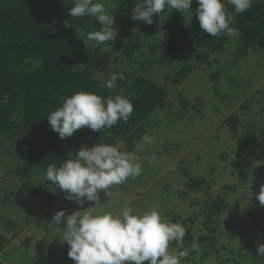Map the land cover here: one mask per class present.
<instances>
[{"label": "trees", "instance_id": "obj_1", "mask_svg": "<svg viewBox=\"0 0 264 264\" xmlns=\"http://www.w3.org/2000/svg\"><path fill=\"white\" fill-rule=\"evenodd\" d=\"M112 2L119 15L128 16L139 0ZM72 6L71 0H0V165L6 153L11 154L17 161L10 172L16 176L12 181L20 184V202L37 200L24 207L16 202L15 207H9L15 210L14 215L0 206V222L5 225L0 226V253L10 244L6 237L9 232H14L15 238L25 234L31 222L38 219L35 212L39 208L50 210L47 214L52 220L60 207L74 202L67 200L61 189L45 190L48 164L59 167L70 154L97 143L119 142L121 151L136 153L134 142H141L148 134L150 119L164 110L171 114L177 111H173L168 88L146 77L133 58L134 49L141 51L143 45L131 47L126 40L116 39L106 42L108 45L91 41L86 46L83 40L100 25L91 16L71 17L68 9ZM198 7L193 0L190 13L165 9L174 14V19L167 21L163 40L148 46L152 62L172 68L179 77L177 83L192 72L194 52L205 56L223 53L233 38L225 33L213 38L203 32L195 15ZM226 9L234 13V6L226 4ZM230 26L239 32L234 38L242 53L264 49V0H253L249 10L234 14ZM113 73H123L125 79H118L112 90L101 87ZM77 91L94 92L105 99L126 96L134 111L127 123L119 121L100 132L84 127L61 139L47 117ZM260 95L252 120L234 113L218 127V132L225 130L228 134L234 156L229 163L230 151H220L221 160L239 182L232 177L215 188L218 181L209 183L205 176L185 179L186 195H202L194 215L198 222L193 217L182 222L186 229L183 248L189 250L188 258H193L194 264H264L258 253V246L264 244V207L256 198L264 185V90ZM249 105L246 103L243 109L248 110ZM251 190L256 192L251 195ZM247 194L257 204L247 202ZM8 214L13 217L9 219ZM23 219L28 220L26 224ZM187 221L194 223L187 225ZM193 242L199 245L198 251H191ZM170 247H176L175 242ZM0 264H4L2 260Z\"/></svg>", "mask_w": 264, "mask_h": 264}, {"label": "rangeland", "instance_id": "obj_2", "mask_svg": "<svg viewBox=\"0 0 264 264\" xmlns=\"http://www.w3.org/2000/svg\"><path fill=\"white\" fill-rule=\"evenodd\" d=\"M103 2L109 14L115 18L114 28L118 33L116 39L126 40L131 47H135V44L143 45L141 51L134 49L133 58L138 67H142L146 77L168 88L169 100L175 106L173 111H177L171 114L164 110L150 119L147 135L154 137L155 142L144 143L142 148L136 150L142 167L141 175L134 180L129 178L123 185L112 186L109 189L111 199L103 191L99 192L100 203L103 204L97 205L95 211L119 214L125 205L139 213L156 208L165 220L176 219L182 224L183 220L193 217L195 222L194 215L202 195L194 192L191 196L186 195L185 179L205 176L209 183L218 181L216 188L227 184L234 177L233 171L224 167L225 162H222L220 153H231L229 136L225 130L218 132V127L220 129L226 118L234 113H240L239 116L248 120L253 119L259 104L257 101L261 98L260 93L264 90V49L242 53L238 41L233 37L223 53L205 56L202 52H194V60L190 61L194 66L192 72L177 83L179 77H176L172 68L152 62L148 47L156 40H163L162 35L166 34V26L174 19V14L170 11L155 14L153 24L147 25L143 21L133 20L132 13L128 16L119 15L114 10L112 0ZM149 31L153 33L148 37L146 33ZM246 103L250 104L248 110L243 109ZM153 155V162L145 159ZM229 157L231 163L234 156L231 153ZM16 163L11 154L6 153L0 165V206L7 209L15 207L22 197V191L18 188L20 184L16 180L12 181L16 176L10 172ZM234 180L239 182L235 177ZM46 181L45 190H60L52 181ZM241 187L248 189L247 186ZM250 192L253 195L256 191ZM8 196L11 198L7 199ZM248 198L250 200L247 202L257 204L247 194ZM35 201L33 198L24 200L19 207L27 203L33 205ZM91 207H95V202L85 201L81 206L74 201L56 212L65 210L67 216ZM46 210L39 208L35 212L38 219L31 222L25 234L21 233L15 238L16 234L9 232L6 237L10 244L0 253V260L4 264H75L68 257L69 245L62 242L61 231L56 229L65 225H53V217L49 220L51 218L47 214L50 210ZM9 212L14 215L15 210L9 209ZM12 215L8 214L7 217L10 219ZM23 221L26 224L28 220ZM194 222L187 221V225ZM3 223L0 222V226L5 227ZM251 255L253 259L256 257L255 254ZM260 257L264 259V256ZM193 262V258L189 260L188 256L181 260V264Z\"/></svg>", "mask_w": 264, "mask_h": 264}, {"label": "clouds", "instance_id": "obj_3", "mask_svg": "<svg viewBox=\"0 0 264 264\" xmlns=\"http://www.w3.org/2000/svg\"><path fill=\"white\" fill-rule=\"evenodd\" d=\"M252 2L197 0L199 7L195 15L201 30L213 38L221 33L235 37L239 32L230 26L234 14L249 10ZM71 3L73 6L68 9L71 17L91 16L100 25L99 30L89 32L83 40L86 46L91 41L103 45L116 40V21L103 0H71ZM192 3L193 0H139L131 18L151 25L154 14H161L165 9L190 13ZM226 4L234 6V13L227 11ZM118 79H125L123 73L111 74L101 87L112 90ZM133 111L134 106L126 96L117 94L105 99L94 92L77 91L64 98L62 106L52 111L47 120L52 130L61 139H66L84 127L100 132L104 128L111 129L119 121L127 123ZM154 142V137L145 134L141 142L134 143L139 150L144 143ZM145 159L151 163L155 156ZM139 160L134 151H121L118 142L115 145L97 143L91 148L85 145L77 154H70L59 167L48 164L45 181H52L64 191L67 200L81 206L85 201L95 202V207L84 211L66 216V211L61 210L53 216V225H65L56 229L61 231L62 242L69 245L68 257L75 264H145L146 261L148 264H181V260L188 256L189 250L183 248L186 229L178 222L165 220L156 208L139 213L125 205L119 214L95 211L97 205L103 204L99 192L103 191L111 199L109 189L112 186L123 185L129 178L134 180L141 175ZM256 198L264 207V185L260 186ZM173 242L175 248L170 247ZM198 249L199 245L193 242L191 251ZM258 253L264 256V244L258 246Z\"/></svg>", "mask_w": 264, "mask_h": 264}]
</instances>
